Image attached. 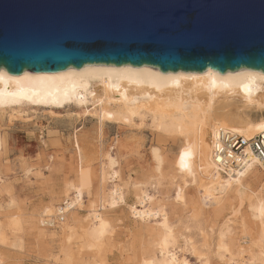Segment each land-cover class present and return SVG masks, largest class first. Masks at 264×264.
Listing matches in <instances>:
<instances>
[{
  "label": "bare ground",
  "instance_id": "1",
  "mask_svg": "<svg viewBox=\"0 0 264 264\" xmlns=\"http://www.w3.org/2000/svg\"><path fill=\"white\" fill-rule=\"evenodd\" d=\"M71 102L84 112H90L91 106L103 127L149 119L156 132L178 136L183 150L179 160L171 161L159 148L152 147L149 154L155 179L132 183L136 202L128 205L117 157H112L109 150L100 155L101 151L93 152L76 138L72 140L78 161L73 177L62 183L59 193L48 195L31 220L34 238L47 246L55 244L58 249L53 264H105L101 258L115 232L106 212L123 207L133 219V239L124 248L136 253L133 264H210L212 253L226 257L228 264H264V173L260 163L248 147L243 150L244 157L236 159L239 167L221 163L222 157L215 150L219 132L245 140L264 132L263 73L243 69L223 75L209 70L163 74L146 66L104 65L54 73L23 71L18 76L0 70V114L27 106L60 108ZM250 113L257 118L251 120ZM2 148L0 133V152ZM92 153L98 156L96 191L90 163L94 159L89 158ZM84 167L88 168L86 178L82 176ZM162 184L169 191L165 199L159 190ZM9 197V204L4 203L8 204L7 212L0 208L7 220H0V244L5 241V227L12 233L19 229L21 214ZM235 205L246 207L237 225H251L257 241L256 250L247 258L240 257V261L232 250L236 219L221 220L226 209ZM180 206L191 211L187 221L177 218ZM83 212L85 215L79 216ZM238 213L234 210L235 218ZM52 229L55 231L50 232ZM192 232L201 236V243L190 235ZM136 241L140 243L137 250ZM180 241L184 250L178 245ZM183 251H189L195 262ZM58 255L62 256L60 263ZM2 261L0 255V264Z\"/></svg>",
  "mask_w": 264,
  "mask_h": 264
},
{
  "label": "water",
  "instance_id": "2",
  "mask_svg": "<svg viewBox=\"0 0 264 264\" xmlns=\"http://www.w3.org/2000/svg\"><path fill=\"white\" fill-rule=\"evenodd\" d=\"M264 74V0H0V70Z\"/></svg>",
  "mask_w": 264,
  "mask_h": 264
},
{
  "label": "rangeland",
  "instance_id": "3",
  "mask_svg": "<svg viewBox=\"0 0 264 264\" xmlns=\"http://www.w3.org/2000/svg\"><path fill=\"white\" fill-rule=\"evenodd\" d=\"M91 109L92 107L89 106L90 112H84L83 108L75 106L71 102L60 108L27 106L18 112L15 111L17 113L4 112L0 114V133L3 140V148L0 152V208L3 212H7L5 207L8 206L9 196H11L21 214L18 219L19 229L17 231L12 233L9 227L4 228L6 231H4L5 241L0 244L2 264H53L55 261L54 256L57 255L58 249L55 244L50 243L47 246L44 242L34 238L31 231V220L34 211L40 208L44 200L48 199V195L59 193L62 183L73 177L78 165L76 150L72 143L75 138L88 150L101 151L100 155L109 150L112 157H117L115 159L119 162L117 169L120 172L121 181L127 186L125 201L128 205L136 202L134 183H143L148 180V177L150 181L155 179L153 163L149 154L152 147L159 148L161 155L167 160H179L183 150L181 140L178 136L156 132L149 119L144 121L136 119L131 125L120 124L119 127L118 124L108 123L103 127L99 126ZM249 115L251 120L257 118L255 114L250 113ZM97 157L95 153L90 154L89 157L94 159L93 162L90 161L94 191L99 186L96 170ZM82 176L85 178L88 176L87 167L82 169ZM161 186H164L163 190L159 188L164 194L161 198L165 199L164 196L168 190L165 185ZM188 193L194 196L193 191H188ZM168 194L172 196V192ZM169 200L172 202V197ZM245 208V205L240 208L235 205L233 210L226 209L221 220L234 221L236 219L235 225H239L241 219L239 216L246 212ZM236 209L239 210L238 218L233 215ZM2 210H0V220L5 223L7 220L4 218ZM188 210L189 207H178L177 218L187 221L191 212ZM111 212L108 211L106 214L110 221L112 219V225L115 224L113 228L115 232L101 259L105 261V264H133V256L136 253L124 250L133 239V219L125 207ZM84 215L83 212L79 216ZM235 225L232 226L234 228L232 250L236 261H240V257L247 258L256 250V232L251 228V225L245 227ZM193 232L190 235L194 238L197 237L195 239L201 243V236L196 233L194 235ZM143 237L145 238V236ZM139 245L136 241L135 250ZM178 245L181 249H185L181 241ZM183 252L191 262H195L189 251ZM58 259L59 263L62 262V256L58 255ZM210 264L228 263L226 257H218L212 253Z\"/></svg>",
  "mask_w": 264,
  "mask_h": 264
},
{
  "label": "built area",
  "instance_id": "4",
  "mask_svg": "<svg viewBox=\"0 0 264 264\" xmlns=\"http://www.w3.org/2000/svg\"><path fill=\"white\" fill-rule=\"evenodd\" d=\"M246 147L259 161L260 168L264 173V132L250 140L224 132H219L216 136L215 150L222 157L221 163H225V165L239 167L236 159L240 161L244 157L243 150ZM60 220H62V216H60Z\"/></svg>",
  "mask_w": 264,
  "mask_h": 264
}]
</instances>
